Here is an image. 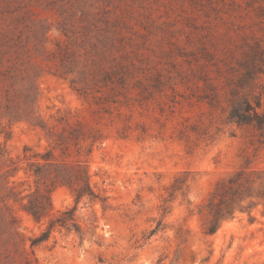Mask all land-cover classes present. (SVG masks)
<instances>
[{"label":"rangeland","instance_id":"374dc122","mask_svg":"<svg viewBox=\"0 0 264 264\" xmlns=\"http://www.w3.org/2000/svg\"><path fill=\"white\" fill-rule=\"evenodd\" d=\"M106 37L108 48H123L110 56L128 54L150 77L165 83L173 78L177 103L166 90L158 99L161 105L150 102L148 112L124 109L132 115L126 139L118 133L120 124L102 122L106 139L95 145L89 165L94 190L108 201L105 207L79 204L83 237L55 230L33 247L46 220L36 223L19 202L8 201L18 221L14 229L0 224V264L7 261V239L18 244L14 264H25L21 254L33 264H264L262 207L252 213L254 220L240 214L214 235L205 231L207 212L200 213L217 183L245 166L264 168L259 132L226 124L206 104L186 99L193 84L191 89L180 84L196 69L193 54L204 45L222 51L264 48V0H0V147L5 155L0 201L12 187L18 199L36 189L29 163L49 146L40 128L13 115L32 83V104L22 108L24 114L33 111L49 126L60 119L96 125L89 105L72 87L74 76L54 74L59 65L54 53L68 46L76 63L83 64L85 54L98 61ZM181 131L189 138H180ZM10 161L17 167L12 177L5 173ZM185 173L187 196L177 195L164 213L171 185ZM51 201L52 215L74 206L72 191L64 186L52 192Z\"/></svg>","mask_w":264,"mask_h":264},{"label":"trees","instance_id":"16d2710c","mask_svg":"<svg viewBox=\"0 0 264 264\" xmlns=\"http://www.w3.org/2000/svg\"><path fill=\"white\" fill-rule=\"evenodd\" d=\"M107 40L106 37L103 49L98 52V61L92 55L85 54L86 61L83 64L76 63L68 46H60L54 53V60L59 61V65L54 67V74L65 78L74 76L71 80L72 87L89 105L95 126L80 120L71 123L65 119H60L57 125L49 126L36 118L33 111L24 114L22 108L25 107L27 111L32 104L30 95L35 90L34 83L29 88L30 94L24 96L22 103L14 111V117L25 116L26 120L34 123V127L44 132L49 141L45 152L35 156L38 161L29 163L27 172L36 179V189L18 199L12 187L10 193L0 201V224L9 229H14L18 221L15 211L7 205L10 200L19 202L36 223L46 220L42 234L32 242L33 247L49 239L55 230L75 232L83 237L84 233L76 216L81 202H99L105 207L108 197L94 190L89 165L95 145L102 144L106 139L102 122L109 121L110 126L120 124L118 133L121 138L126 139L132 130V115L125 114L124 109L132 112L133 108L139 107L148 112L150 102L161 105L158 99L166 96V90L172 92L170 102L177 103L178 83L173 78L165 83L160 77H150L149 70L136 65L128 54L121 53L120 58L110 56L108 52L113 53L115 49L121 52L123 48L114 45L108 48ZM193 56L196 69L180 79V84L188 89H191L189 84L195 86L186 99L196 98L199 103L206 104L213 113L221 114L226 124L254 128L259 132L260 145L264 146V48L255 44L222 51L217 46L209 48L204 45ZM135 91L137 94L131 97ZM94 106L98 108H93ZM160 111L164 112L162 107ZM140 114L143 116L142 112ZM194 130L199 132L198 127H194ZM145 132L142 129V133ZM183 137L189 138L181 131L180 138ZM28 150L26 147L25 153ZM4 156L0 147V161ZM7 168V176H15L16 164L10 161ZM188 175L185 173V177H177L171 185L169 196L164 200V213L168 212L170 203L177 195L187 196ZM4 176L0 175V179ZM61 186L72 191L74 206L52 215L51 194ZM25 199L27 203H23ZM260 207L264 215V168L245 166L217 183L201 209L200 213L203 210L207 212L206 234L214 235L225 222L234 220L240 214H247L254 220L252 213ZM159 230L160 227L153 229L150 235H155ZM4 241L7 246L6 264H14L17 259L13 251H19L18 244L11 243V239ZM21 255L25 264H33L28 256Z\"/></svg>","mask_w":264,"mask_h":264}]
</instances>
